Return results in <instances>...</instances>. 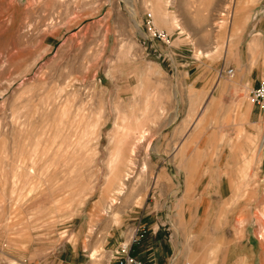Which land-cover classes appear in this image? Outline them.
Listing matches in <instances>:
<instances>
[{
	"label": "rangeland",
	"instance_id": "374dc122",
	"mask_svg": "<svg viewBox=\"0 0 264 264\" xmlns=\"http://www.w3.org/2000/svg\"><path fill=\"white\" fill-rule=\"evenodd\" d=\"M227 58L264 78V0H0V264H114L140 220L264 264V111Z\"/></svg>",
	"mask_w": 264,
	"mask_h": 264
},
{
	"label": "crops",
	"instance_id": "0c3cea01",
	"mask_svg": "<svg viewBox=\"0 0 264 264\" xmlns=\"http://www.w3.org/2000/svg\"><path fill=\"white\" fill-rule=\"evenodd\" d=\"M166 4V5H165ZM173 5V4H172ZM164 8L168 10L167 15V23L164 27L161 28H171L176 29L177 26H173V21H177V19H174V14H172L171 4L170 3H164ZM139 22H144V18L146 16L144 4L140 2L139 4ZM154 15V14H153ZM174 19V20H173ZM154 20H156L154 16ZM160 27V26H159ZM230 60V61H228ZM229 66L235 67V69L239 72L238 80L239 84H243V87L246 86L248 89H251L256 85V82L260 75L253 77L248 76L246 72H243L242 68L240 67L242 64V61H235L232 60V58L228 59L227 62ZM224 82V80H222ZM256 127L262 131L264 127V122H260L259 120H256ZM257 129V130H258ZM262 149V147H261ZM263 153H264V149ZM238 155H236L234 152H227L224 150H218L213 153H210L207 157L206 162L204 163L202 167V173L205 175H208L207 181L212 182L214 190H216L215 195L219 196L221 194V191L225 189L224 184L227 181L229 183L230 189L234 188V186L231 183L232 178L226 176L227 173L235 172V169H238L242 166V160L239 159ZM248 165V163H246ZM200 171V172H201ZM168 204H164V208H167ZM171 209V208H169ZM165 220H162L163 223L165 222H176L178 218L176 216L172 215L171 213H167L165 215ZM147 221H139L138 226L140 224H145L147 227ZM159 223L157 226H154L153 231L149 232L148 230L144 233V235L140 238L138 242H135L133 244V253L137 254L140 258H142L147 264H163L167 259L174 257L175 262L177 264H184L185 262L189 261L190 264H234V258H231L232 260H229L227 256H221L219 253L215 254L214 251V243L210 244L207 248L204 246L202 250L195 248L194 244L188 246V241L192 240L189 237V232L185 235L187 240V245H180V242L178 241L177 237H174L172 234L169 235H163L162 233H158L157 230L159 228ZM137 226V227H138ZM148 229V227H147ZM135 231V230H134ZM135 233V232H134ZM133 233V234H134ZM173 233V232H172ZM131 241V240H130ZM209 248V251H208ZM190 257L191 259H188ZM230 262V263H229Z\"/></svg>",
	"mask_w": 264,
	"mask_h": 264
},
{
	"label": "built area",
	"instance_id": "2783aa9c",
	"mask_svg": "<svg viewBox=\"0 0 264 264\" xmlns=\"http://www.w3.org/2000/svg\"><path fill=\"white\" fill-rule=\"evenodd\" d=\"M148 29V38L154 40L162 41L167 45L172 44V34L165 28H161L156 25L153 13L151 11L147 12V17L145 20ZM229 73H233V68L230 67L227 70ZM250 96L252 101L257 104L262 111H264V78L261 79L257 86L252 87L250 91ZM147 231L145 224H140L137 227L134 236L131 241L120 243L113 253L114 264H147L142 258L137 254L133 253V244L138 242L140 238ZM163 264H177L174 257L167 259ZM184 264H190L189 261Z\"/></svg>",
	"mask_w": 264,
	"mask_h": 264
},
{
	"label": "bare ground",
	"instance_id": "6f19581e",
	"mask_svg": "<svg viewBox=\"0 0 264 264\" xmlns=\"http://www.w3.org/2000/svg\"><path fill=\"white\" fill-rule=\"evenodd\" d=\"M92 130V129H91ZM117 130V129H116ZM73 140V139H72ZM80 140V139H79ZM121 142V141H120ZM79 144V143H78ZM80 147V146H79ZM115 149V148H114ZM112 151H114V150H112ZM119 151V150H118ZM113 156V155H112ZM112 158H114V157H112ZM117 159V158H116Z\"/></svg>",
	"mask_w": 264,
	"mask_h": 264
}]
</instances>
